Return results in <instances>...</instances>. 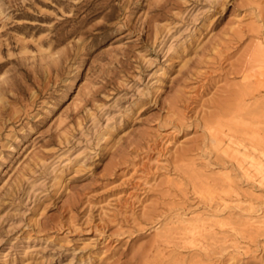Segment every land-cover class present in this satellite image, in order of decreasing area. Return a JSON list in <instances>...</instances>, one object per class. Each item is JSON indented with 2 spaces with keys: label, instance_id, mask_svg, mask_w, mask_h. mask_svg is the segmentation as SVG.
I'll list each match as a JSON object with an SVG mask.
<instances>
[{
  "label": "rangeland",
  "instance_id": "374dc122",
  "mask_svg": "<svg viewBox=\"0 0 264 264\" xmlns=\"http://www.w3.org/2000/svg\"><path fill=\"white\" fill-rule=\"evenodd\" d=\"M261 222L264 0H0V264H264Z\"/></svg>",
  "mask_w": 264,
  "mask_h": 264
},
{
  "label": "bare ground",
  "instance_id": "6f19581e",
  "mask_svg": "<svg viewBox=\"0 0 264 264\" xmlns=\"http://www.w3.org/2000/svg\"><path fill=\"white\" fill-rule=\"evenodd\" d=\"M241 160H243V159H241ZM242 162L243 161H241V164H242ZM195 217H193V219L192 220H190V221H187L188 222V224L190 225L189 227H191L192 229H195V228H199V227H204L208 222H206V221H203V220H200V218H196V219H194ZM191 219V218H190ZM187 220V219H186ZM185 220V221H186ZM205 220V219H204ZM182 222V221H181ZM211 223V222H210ZM262 223V222H261ZM185 224H187L186 222H185ZM259 224H260V222H259ZM264 223H262L261 225H263ZM211 225V224H210ZM209 226V225H208ZM259 227H260V225H259ZM185 229V228H184ZM187 230V229H186ZM188 231H189V229H188Z\"/></svg>",
  "mask_w": 264,
  "mask_h": 264
}]
</instances>
